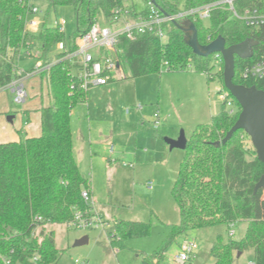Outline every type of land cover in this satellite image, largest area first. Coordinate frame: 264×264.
I'll use <instances>...</instances> for the list:
<instances>
[{
    "label": "trees",
    "instance_id": "obj_1",
    "mask_svg": "<svg viewBox=\"0 0 264 264\" xmlns=\"http://www.w3.org/2000/svg\"><path fill=\"white\" fill-rule=\"evenodd\" d=\"M49 7L72 5L76 29L66 38L57 24L49 25L44 16L38 33L42 64L51 63L50 52L63 43L70 51L77 48L76 38L88 31L92 23L104 16L107 19L124 11L128 0H47ZM214 0H143L141 12L149 2L166 13L191 8ZM247 0L246 2H252ZM133 2V1H132ZM33 3L30 0H0V88L15 76V66L22 47L27 46L31 33L27 19ZM133 5H136L133 3ZM131 12L138 11L133 6ZM199 42L209 44L219 36L226 46L248 38L258 40L254 55L264 52V30H255L231 17L227 9H216L208 19L193 20ZM168 37L161 39L153 32L140 33L134 39L125 36L118 44L120 63L130 70V77L152 72L195 69L207 75L208 82L216 77L224 86V59L214 54L199 56L186 41L185 32L175 24L167 26ZM53 63L46 76L51 101L41 108V134L22 136L19 140L0 142V264L3 257L11 264H55L59 249L55 233L48 226L67 223L78 209L89 207L82 197L83 190L91 189L74 154L71 114L81 100L86 101L88 89L73 75L79 63L63 58ZM214 56L216 69L211 65ZM235 57L237 84L264 90V78L244 80L240 76L243 62ZM127 77V76H126ZM113 80V79H112ZM232 96V95H231ZM234 112L223 108L212 116L211 122L198 124L187 141L184 156L172 186V195L179 208L180 220L170 226L166 239L152 256H143L144 264H158L157 254L179 238H188L198 229L246 222L239 239L217 235L210 247L213 264H235V255L254 251V264H264V187L255 185L264 174V163L256 149L248 146L244 130H238L225 144L216 145L236 122L241 106L232 96ZM112 242L121 245L127 239L148 236L150 222L118 218L114 222ZM38 231V233H37ZM37 257L38 259H34Z\"/></svg>",
    "mask_w": 264,
    "mask_h": 264
},
{
    "label": "rangeland",
    "instance_id": "obj_2",
    "mask_svg": "<svg viewBox=\"0 0 264 264\" xmlns=\"http://www.w3.org/2000/svg\"><path fill=\"white\" fill-rule=\"evenodd\" d=\"M30 1L39 6L40 11L30 16L36 19L39 25L30 29L31 44L29 48L22 47L18 55L17 65L26 70H31L38 63L35 56L41 50L38 33L45 15L49 25L56 24L59 19L66 20V38L76 29V16L72 5L49 7L47 0ZM126 4L137 10H142L144 6L143 0H128ZM99 20L101 23L112 25L106 22L103 16H100ZM203 22L208 24L209 21L204 19ZM53 51L48 55L51 56V61L62 59L58 53L52 54ZM93 53L96 54L97 51L93 50ZM211 65L216 69L214 56ZM37 80V76L33 75L24 81L28 99L21 104L15 101L16 94L10 88L0 90V108L5 105L10 111L9 115L15 116L14 122L11 123L9 115L6 114L5 120L10 121L9 126L19 127L22 122L25 126L26 118L23 116L22 119L21 114L26 107L34 106L29 105V100L36 93ZM94 88L97 87L91 86L88 89V103L81 100L72 110L76 159L83 174L92 180L97 192L102 196V202H106L107 206L109 204L114 206L113 202L121 206L122 214L115 215L150 222L152 229L148 236L127 239L123 244L115 245L112 242L115 216L114 218L110 216L112 218L109 222L106 220L104 226L89 229L67 223L50 224L48 228L54 231L59 249V259L55 264H144L142 257L152 256L163 246L170 226L180 220L179 208L172 195V186L184 156V149H170L167 146L166 155L163 154L156 159L145 161L130 155L122 159V165H118L109 160L110 158L108 161H101V157L108 156L101 148H106L109 142L113 148H133L131 150L134 151L143 150L151 145L156 146L155 134H158L164 123L161 121L159 129L156 130L154 109L158 107V100H161L165 110L164 115L170 118L171 127L175 128V137L178 138L184 131L189 139L198 124L210 123L214 114L227 108L222 99L223 82L218 77L208 82L207 75L195 69L168 71L164 68L162 72L130 77V70L127 67L123 75L114 72L112 81L93 92ZM126 115H130L129 118L134 120L127 122ZM20 135L26 136L24 133ZM163 136L172 138L166 134ZM245 141L248 146L254 147L249 135L245 136ZM124 163H132L135 167H124L126 166ZM116 168L122 170L124 175L121 177L122 183L115 186L112 194L111 177H115L116 174L113 175L112 172ZM149 182L153 183L152 189L148 187ZM243 223L239 222L234 226L236 234L233 238L242 237ZM219 234L225 239L229 238L230 231L225 224L193 231L189 235L190 238L186 239H193L198 248L193 258L186 264H211L213 257L210 254V247ZM86 235L89 236V241L81 243V239ZM183 242V238H179L168 244L160 254H157L155 260L158 264H176L174 255L181 250ZM234 262L254 264V251L236 253Z\"/></svg>",
    "mask_w": 264,
    "mask_h": 264
},
{
    "label": "built area",
    "instance_id": "obj_3",
    "mask_svg": "<svg viewBox=\"0 0 264 264\" xmlns=\"http://www.w3.org/2000/svg\"><path fill=\"white\" fill-rule=\"evenodd\" d=\"M214 0L203 5L191 8H183L174 13H166L152 2H149L146 12L136 11L131 12L129 6H125L124 11L117 12L116 15L107 19L106 22L112 25L101 23L96 20L87 32L76 38L77 48L70 51L69 44L63 43L56 47L59 53H65L63 58H68L73 63H79L73 70V75L80 81V85L84 89H89L94 85L107 84L113 79L114 72L124 74V69L120 63V56L118 44L122 36L128 39H134L137 34L145 32H153L161 39L166 40L168 37L167 26L174 22L184 23L187 20H204L209 19L212 12L216 9H227L231 13V17L242 21L248 27L255 30H264V0ZM40 11L39 6L33 4L27 19V28L31 33L33 27L38 26L36 19L30 18L32 14H37ZM42 24V23H41ZM56 24L60 30L65 33V26L67 24L65 19L57 20ZM258 41V40H257ZM212 42V41H211ZM259 43V42H258ZM31 43L28 42L27 47ZM258 45V44H257ZM256 45V46H257ZM251 56L246 57V62H243L240 76L244 80H257L264 78V52L254 55V49ZM93 50L97 53L94 54ZM41 50L35 55L37 58L40 56ZM215 58L220 57L221 53H214ZM55 63L52 61L48 64H42L40 60L31 70H24L16 65L14 78L1 89L10 88L15 92V101L21 104L26 101L28 93L25 89V80L33 75H38L43 72H48L51 65ZM222 99L227 108L234 112L233 98L229 91L222 89ZM156 128L160 126V120L154 121ZM111 151L114 148H110ZM126 166L133 167L132 163ZM150 188L153 183L149 182ZM82 197L88 202L89 207L81 210L78 209L74 218L69 222L70 225L82 228H92L104 226L105 222L99 214L93 210V201L89 190L82 191ZM232 224L230 227V236L236 234V230ZM38 233V231H37ZM198 245L193 239H185L181 250L174 255L176 264H186L193 258L197 251ZM34 259H38L35 257ZM5 264H11V259L4 256Z\"/></svg>",
    "mask_w": 264,
    "mask_h": 264
},
{
    "label": "water",
    "instance_id": "obj_4",
    "mask_svg": "<svg viewBox=\"0 0 264 264\" xmlns=\"http://www.w3.org/2000/svg\"><path fill=\"white\" fill-rule=\"evenodd\" d=\"M176 26L182 29L186 34V41L193 49L194 53L199 56H209L214 53H221L224 59V86L227 91L237 100L241 106V112L222 140L216 141V145L225 144L234 133L238 130H244L251 138L256 149L258 158L264 163V90L255 86H245L237 84L235 77V57L246 58L251 56L253 47L258 41L248 38L241 43L226 46V41L219 36L209 44L203 45L199 42L198 30L195 22L187 20L184 23L174 22ZM9 120L13 115L8 116ZM170 148L185 149L188 138L182 131L178 138H166ZM264 187V174L260 177L255 185V191ZM89 236L86 235L81 239V243H87Z\"/></svg>",
    "mask_w": 264,
    "mask_h": 264
},
{
    "label": "crops",
    "instance_id": "obj_5",
    "mask_svg": "<svg viewBox=\"0 0 264 264\" xmlns=\"http://www.w3.org/2000/svg\"><path fill=\"white\" fill-rule=\"evenodd\" d=\"M57 52H59L58 49L53 51L52 54L57 53ZM49 57H51V56H49ZM24 70H26V69H24ZM34 76H37V79H38L37 84L38 85H37V88L35 87L36 93L34 95H32L30 98L31 100H29V105L33 104L34 106L32 105L33 106L32 108L30 106L26 107L24 109L23 113L22 114L20 113L22 119H23V116H25V118H26L25 126L23 125V122L21 123V125H19V127L9 126L10 121H11V123L14 122L15 116L13 115V119L10 120L9 122H7V120H5L6 114H8V115L10 114V111L7 110L8 107L3 105L0 108V142L19 140L21 138L20 133H24L27 136H38L41 134V130H42V127H41V108L43 106L48 105L51 101V97L49 94L50 88H49V83L47 81L46 76L44 77L42 74H38V75H34ZM107 84L94 85V87H97V88H94L93 92L96 91L95 89H97V90L101 89L103 86H105ZM45 86H46V88H45ZM0 90H2V89H0ZM47 91H48V94H47ZM88 93H89V90L87 92V99H86L87 102L86 103H88V97H89ZM35 98H37L39 100H36ZM27 99H28V96H27ZM157 102H158L157 103L158 107L154 109V111L156 113V119L160 120V124H161V121L164 123L162 124L161 130L158 132V134H155L154 141L157 142L156 146L151 145L150 147L143 148V150H140V151L131 150L133 148H116V147H114V150L111 151L110 148H113V146L109 142L106 145V148H101V149H103V152L106 151L105 153H106V155H108L107 157H105V156L101 157V161L105 162V161H108V159L110 158L109 160L116 162L119 165V164H121L122 159H124L125 157H129L130 155H134L138 158L144 159L145 161L151 160V159H156L157 157L162 156L163 154L166 155L165 152L167 151V146H169V144L167 143V141L165 142L167 137L163 136V134L171 136L172 138H176L175 137L176 131H175V128L171 127V125L169 123L170 118H168L166 115H164L165 110L163 108L161 100H158ZM139 106L141 107L140 104H139ZM136 113H139V112L136 111ZM129 117H130V115H126L127 122H131V120H134L133 118H129ZM71 118H72V114H71ZM158 129L159 128H157L156 130H158ZM162 139H164V140H162ZM163 143H166V144H163ZM74 154H75V152H74ZM75 158H77L76 155H75ZM77 162H78V160H77ZM78 165H79V162H78ZM124 167H127V166H124ZM133 167H135V165ZM79 168L81 170L80 165H79ZM81 172H82V170H81ZM112 173H113V175L116 174V175H114L115 176L114 178L111 177V189H112L111 193L113 194L115 186H119L120 183H122L123 178H121V177L124 175V172L122 170H119V168H116ZM82 174H83V172H82ZM91 183H92V180H91ZM148 187H149V189L153 188V186H152V188H150L149 184H148ZM90 194H91V198L93 201V206H92L93 210H94V212L99 214V216L102 217L104 222H107V221L109 222V219L112 218L110 216H113V218L115 216V220L118 218H122L121 216L120 217L117 216L119 214H122L121 213L122 212L121 206L118 205L116 202H113V201L112 202L114 203V206H110V204L107 206L106 202H102V196L100 195V193L97 192L96 187L93 185V183L91 184ZM115 214H117V215H115ZM122 219H127V218L124 217ZM115 220H114V222H115ZM127 220H135V219L129 218ZM135 221H138V220H135ZM242 222H244V221H242ZM243 224H244V232H243V234H244L246 231L247 223L244 222ZM185 239L186 238H183V241ZM213 263H214V258H212L211 264H213Z\"/></svg>",
    "mask_w": 264,
    "mask_h": 264
}]
</instances>
